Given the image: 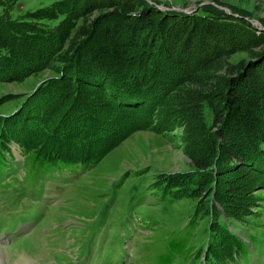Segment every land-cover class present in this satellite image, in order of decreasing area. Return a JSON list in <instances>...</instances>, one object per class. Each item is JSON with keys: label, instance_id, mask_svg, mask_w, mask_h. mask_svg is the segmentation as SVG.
Here are the masks:
<instances>
[{"label": "trees", "instance_id": "trees-1", "mask_svg": "<svg viewBox=\"0 0 264 264\" xmlns=\"http://www.w3.org/2000/svg\"><path fill=\"white\" fill-rule=\"evenodd\" d=\"M82 2L56 0L17 19L10 13L15 1L7 7L0 1V8L4 7L0 10V75L25 77L43 71L50 62L60 64L57 76L42 82L20 109L0 116V169L14 143L23 157L24 179L30 184L40 176L70 179L89 171L136 132L161 135L184 124L190 144L195 142L188 148L191 171L158 175L155 192L167 200H196L193 222L208 218V238L199 252L205 264H249L248 244L234 231V224L253 213L260 201L254 193L264 190V35L251 27L246 31L242 20L227 22L214 10L203 11L217 20L209 24L196 20L199 24L187 30L188 16L171 13L178 19L164 16L146 21L138 43L133 36L117 40L106 22L98 23L97 39L86 37L84 53L68 56L69 51L62 52L64 40L80 17L77 9ZM43 20L57 25H40ZM171 21L182 27L178 31L182 36L197 30L207 44L197 51L213 50L211 63L219 71L235 73L236 65L228 63L230 54L238 50L235 45L259 49L249 64L252 67L238 71L230 84L228 101H223L226 110L210 100L211 82L197 77L198 65L194 69L190 63L183 64L192 59L187 50L196 48L180 41L184 50L171 54L172 43L163 32ZM241 28L247 35L239 42L235 31ZM229 45L231 49L226 48ZM176 65L192 77L173 84L179 76ZM189 122L194 124L190 129ZM0 187L16 189L11 183H0ZM28 191L38 196L41 189L32 186ZM185 242L170 239L154 264H173L177 255L186 258Z\"/></svg>", "mask_w": 264, "mask_h": 264}, {"label": "rangeland", "instance_id": "rangeland-1", "mask_svg": "<svg viewBox=\"0 0 264 264\" xmlns=\"http://www.w3.org/2000/svg\"><path fill=\"white\" fill-rule=\"evenodd\" d=\"M0 1L6 7L15 1L11 16L23 19L29 11L49 6L56 0ZM83 1L77 9L80 17L64 40L62 52L69 51L68 56L84 53L86 37L97 39L98 23L106 22L108 32L117 40L133 36L138 43L146 21L164 16L177 20L171 13L188 16L185 19L190 23L187 30L189 25L196 26V20L201 23L217 20L205 16V11L214 10L222 13L220 17L227 22L242 20L247 25L246 31L251 27L253 32L264 35V0ZM3 8L1 6L0 10ZM38 23L50 28L57 25L45 20ZM163 29L164 37L172 43L171 54L184 50L180 49V41L185 42L187 48H196L192 52L186 48L192 59L186 64L181 62L185 66L192 64L194 69L197 68L194 64L198 65L201 70L197 77L202 81L206 77L205 81L211 82L210 100L219 105L221 111L226 110L223 101H228L226 94L230 84L235 82L238 71L252 67L251 61L259 49L255 45L244 49L231 46L238 49L230 54L228 62L236 65L235 73L219 71L214 62L211 63L210 57L216 55L213 50L197 51L199 46L207 44L201 42L196 29L182 36L178 32L182 27L172 21ZM235 35L242 42L247 34L241 28ZM188 38L193 41L187 42ZM208 42L212 43V39ZM246 43L250 44L248 40ZM226 48L231 49L230 45ZM222 50L220 53L225 52ZM59 65L56 61L50 62L43 71L25 77L0 75V99H5L0 105V116L20 109L42 82L57 76ZM178 66V79L176 82L170 79L173 84L192 77ZM174 109L181 112L180 108ZM192 125L187 124L189 129ZM174 129L161 135L136 132L80 176L70 179L40 176L34 185L24 179L23 157L18 145L12 143L8 148L11 154L6 153V161L0 169V183H11L16 188L5 191L0 187V264H154L167 250L170 239L177 237L186 240L188 253L186 258L177 255L173 264H205L199 252L208 238V218H197L193 222L195 199L167 200L158 195L153 186L160 174L191 171L188 148L195 142L190 144L184 124ZM189 138L192 139L190 135ZM32 186L40 187L38 196L29 193ZM254 194L260 199L258 205L252 208L251 215L234 224V231L242 234L248 244L249 264H264V190Z\"/></svg>", "mask_w": 264, "mask_h": 264}]
</instances>
